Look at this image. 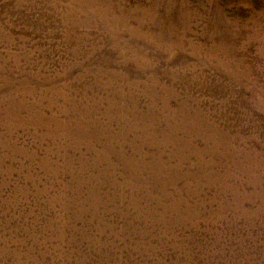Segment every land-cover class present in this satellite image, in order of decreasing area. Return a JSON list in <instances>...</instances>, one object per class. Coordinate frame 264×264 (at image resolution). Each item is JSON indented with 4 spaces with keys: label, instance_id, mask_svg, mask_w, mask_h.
<instances>
[{
    "label": "rangeland",
    "instance_id": "obj_1",
    "mask_svg": "<svg viewBox=\"0 0 264 264\" xmlns=\"http://www.w3.org/2000/svg\"><path fill=\"white\" fill-rule=\"evenodd\" d=\"M0 264H264V0H0Z\"/></svg>",
    "mask_w": 264,
    "mask_h": 264
}]
</instances>
